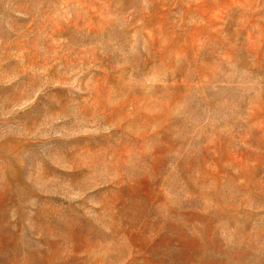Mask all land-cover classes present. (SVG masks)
Listing matches in <instances>:
<instances>
[{"label": "rangeland", "instance_id": "obj_1", "mask_svg": "<svg viewBox=\"0 0 264 264\" xmlns=\"http://www.w3.org/2000/svg\"><path fill=\"white\" fill-rule=\"evenodd\" d=\"M0 264H264V0H0Z\"/></svg>", "mask_w": 264, "mask_h": 264}]
</instances>
